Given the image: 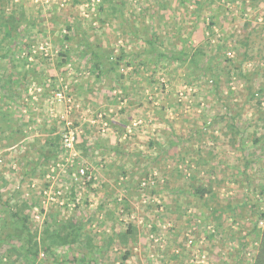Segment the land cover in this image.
Returning <instances> with one entry per match:
<instances>
[{
	"label": "rangeland",
	"instance_id": "rangeland-1",
	"mask_svg": "<svg viewBox=\"0 0 264 264\" xmlns=\"http://www.w3.org/2000/svg\"><path fill=\"white\" fill-rule=\"evenodd\" d=\"M20 12L19 33L0 31V226L21 208L37 240L46 224L79 230L35 264H252L264 223V0H0V18ZM150 36L184 61L155 64L142 52ZM43 150L55 155L40 160ZM193 182L210 187L209 205ZM0 264L28 263L15 249Z\"/></svg>",
	"mask_w": 264,
	"mask_h": 264
},
{
	"label": "trees",
	"instance_id": "trees-1",
	"mask_svg": "<svg viewBox=\"0 0 264 264\" xmlns=\"http://www.w3.org/2000/svg\"><path fill=\"white\" fill-rule=\"evenodd\" d=\"M5 0H2V3ZM112 1V0H108ZM111 11L109 15L111 16H116V14H121V10H118L116 7L111 6ZM100 10H102L100 8ZM11 14L7 17H2L0 18V31L4 32V36L6 37H12V34L14 32L19 33L17 27L21 25L22 20H24V15L22 12H20L19 15ZM67 31H70V27L67 26ZM134 34V33H133ZM135 35V34H134ZM65 39L67 41L70 40L69 36H66ZM144 43L145 45V50L142 51L145 54L150 55L151 57L155 58V64L159 62L162 59H167L171 61H184L182 58V52H178L177 54L172 51H167V52H161L156 46H155V40L152 36L149 38H146ZM1 47V46H0ZM88 54H90L91 59L95 60V68L101 72V74H104L106 72V68H103L102 62L99 61V58L102 57V55L97 52L96 49L92 46V44L87 43L86 44ZM5 57V55L0 54V58ZM91 60V61H92ZM113 65L112 70L114 71L115 66L117 65L118 61L111 62ZM111 71V69L108 68V71ZM217 74L213 73V77L216 78ZM215 84V82H214ZM1 119L5 121L7 119V115L0 114ZM10 123L8 122V125ZM7 135L6 137H8ZM178 142V141H177ZM176 141H172L170 143L169 148H167L168 152L170 151V154L172 152H175L174 146H176ZM170 148H172L170 150ZM44 149V148H42ZM52 152V151H51ZM38 153V159H47V157H51L52 154L55 155L54 153H50V150L48 151H40ZM49 155V156H48ZM204 161V159H202ZM200 162L201 159H200ZM190 179L193 180L192 174L189 176ZM191 189L193 190V193L199 200H201L202 205H209V201L206 199L209 197H205L206 195H212L210 187L205 189L199 186H195V183H191L190 185ZM206 198V199H205ZM203 199H205L203 201ZM216 211V209H213ZM7 218L3 221V224L0 226V256H3L4 253H11L14 252L15 249L19 252H23L24 257L27 261L28 264H35V262L39 259V252L41 250L43 251H48L51 246L54 244H58L60 246H70L73 245L74 243L77 242V238L79 237V233L77 229H74V226L70 223H64L61 224L60 226H55V228H52V224H49L50 226H46L43 229V233L39 240H37V232L34 231L32 232V226L26 217V215L21 214V208H13L7 211ZM261 218L264 217V214L260 215ZM68 223H70L68 225ZM70 229L69 231H67ZM134 227L131 226L130 224L128 225V230L127 232H119L118 237L123 243L125 240V237L130 234L132 237L134 235ZM132 231V232H131ZM256 236H259V230H256ZM260 237V242L259 245L257 246L256 250L257 253L254 257L253 263L252 264H264V223H263V229L261 230V235ZM132 238H130L131 240ZM190 245V243H188ZM15 248V249H13ZM72 262V261H71ZM73 263V262H72Z\"/></svg>",
	"mask_w": 264,
	"mask_h": 264
},
{
	"label": "built area",
	"instance_id": "built-area-1",
	"mask_svg": "<svg viewBox=\"0 0 264 264\" xmlns=\"http://www.w3.org/2000/svg\"><path fill=\"white\" fill-rule=\"evenodd\" d=\"M72 144H73L72 134L68 133L66 136H64L63 145L65 148L72 149ZM81 173H82V171H81Z\"/></svg>",
	"mask_w": 264,
	"mask_h": 264
},
{
	"label": "crops",
	"instance_id": "crops-1",
	"mask_svg": "<svg viewBox=\"0 0 264 264\" xmlns=\"http://www.w3.org/2000/svg\"><path fill=\"white\" fill-rule=\"evenodd\" d=\"M161 254H162V255H161V257H164V256H165V253H163V252H162ZM170 257H171L172 259H174V258H175V256H174V255H172V256H170V255H169V258H170ZM174 262H175V261L171 262V264H172V263H174Z\"/></svg>",
	"mask_w": 264,
	"mask_h": 264
}]
</instances>
